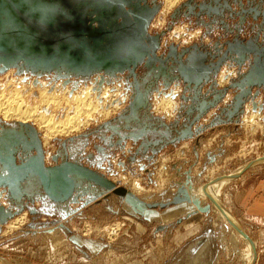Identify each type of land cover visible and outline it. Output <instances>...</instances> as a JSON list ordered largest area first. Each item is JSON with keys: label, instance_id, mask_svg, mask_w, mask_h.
<instances>
[{"label": "rangeland", "instance_id": "rangeland-1", "mask_svg": "<svg viewBox=\"0 0 264 264\" xmlns=\"http://www.w3.org/2000/svg\"><path fill=\"white\" fill-rule=\"evenodd\" d=\"M147 1H155L161 8L165 5V0ZM188 1L179 0L168 13L158 11L152 19L149 25L151 26L150 35L164 33L160 40L161 47L158 54H163L167 50L166 47L170 45H181L179 43L180 40L187 38L185 34L192 35L194 38L192 37L188 44H183V47L196 44L203 53L205 49H210L215 44L226 48L225 42L235 36L233 32H226L220 29L218 25H215L216 23L211 25L213 29H207L204 25L196 23V21L191 22L192 19H187L184 15L171 19L174 11ZM193 1L202 3L208 0ZM215 1L227 6L226 1ZM252 1L255 5L259 2V0ZM262 7L264 8V3ZM236 8L239 7L237 3H234L233 9ZM224 16H228L227 13H224ZM238 21V18L223 20L231 31L235 28ZM204 22L210 24V19H205ZM230 22H233V24L230 25ZM256 23L257 21L248 18L245 24L247 28L243 26L242 30L234 29V32L238 34L240 39L252 36L254 31L251 30V26L254 27ZM214 27L217 30H214ZM197 31L199 34L195 35ZM204 31L207 33L202 35L203 33L200 32ZM187 40L188 38L185 41ZM228 65L233 67L229 68ZM223 66H228L227 68L232 71L235 70V78L238 77L239 72L235 67L236 64H222L220 70ZM246 69L247 67H242L240 73L245 72ZM220 72L215 76L216 89H222L229 85L219 84L218 77L220 79L221 76H225V71L221 72V75ZM230 73L232 76V72ZM127 74H118L116 78L104 81L102 85L95 83L93 79V81L87 80L88 83H84L82 79L75 80L72 78L73 80L71 81H76L77 83L73 85L70 82L65 86V80L57 78L53 73L37 76L30 73L18 74L15 69H9L5 73H0V85L14 79L20 80L18 81L20 85L31 83L35 86L42 83L49 91L66 89L72 95L87 87L91 88L90 91L94 93L95 97H98L102 90L105 89L110 94L118 92V95L115 94L117 98L113 99L120 100V98H125L128 92L130 96L133 95L132 88L126 79ZM97 75L93 76L96 77ZM225 79L226 77H223L224 81ZM174 86H180L183 90L181 83H176L172 88ZM173 91L177 92L178 89ZM158 93H168V89H164L161 81L151 91L150 98H148L151 115H154V117L150 116V122L158 128V131L152 130L148 134L145 142L150 144H154L155 140L160 137L159 133L164 132L161 127H158L159 122L155 119L158 118L168 124L175 120L178 114L173 115L175 110L171 109L168 113L173 116L169 119L165 118L164 114H154L151 103H156L158 99H164L170 95L158 96L156 101H154V96ZM228 94L229 99L226 100L224 98L218 107H223L225 101H227V104L230 103L234 92H229ZM36 95L33 93L34 97ZM185 95L187 94L185 93ZM130 98L125 105V109L131 100ZM111 103L109 101L102 107L104 109L107 107L112 108ZM178 103H181L179 99ZM248 103L250 101L245 104L244 112L234 128V124L227 126L217 123L216 126L207 128L202 133L203 136H200L198 146L195 145V140L193 139L180 141L165 147H153L151 145L148 150L144 151L142 149L139 150L141 148L140 142L133 143V141L129 140L121 148L115 145L118 140L116 136L111 140L108 139L110 132L107 131H101L96 133V136L89 137V141H86L85 145L77 143L75 147H72V151L78 150L77 157L81 164L87 166L84 162H87V157L90 156L89 160L95 162L93 166L95 171L103 174L115 183L118 188L126 190L134 198L128 193L109 192L106 194L108 196L97 197L84 205L82 203L71 204L76 209L71 214H69L68 210V213L61 211V209L68 207L70 204L57 206L50 202L44 205L40 202L28 203V207L34 209L36 213L31 214L28 209H25L0 227V264L4 262L7 264H248L250 260H252V264H264V221L259 224H253L234 216L233 211L227 210L233 207L231 205L235 199L238 200L236 193L242 187L239 183L235 184V182L229 185L231 180L237 178L251 166L263 165L260 167L264 168L262 160L264 158V123H261L262 119L264 121V93L260 91L256 100H254L257 105L256 109L253 110ZM247 104L248 106L246 107ZM175 105L177 109L176 101ZM119 108L118 106L114 112L111 111L107 119H102L95 115L88 125L80 128L77 132H72L67 136L54 137L50 141V145L44 148V153L48 155L46 165L52 166L55 164L49 157L61 150L60 144L63 140L92 131L96 126L111 120L119 111ZM122 109H124L123 106H121ZM183 112L184 110H182ZM212 113L201 119L200 124L206 125ZM59 114H62L61 110ZM0 120L7 125H14L15 122H18L12 119L3 121L1 117ZM31 122L28 124L33 126V122ZM178 123L179 125L184 123V118L179 119ZM33 127L37 130V126ZM37 131L43 143L44 132L42 130ZM225 144L228 145L225 146ZM69 145L70 143H67V146ZM218 146L220 148L227 147L228 149H224L225 153L223 152L216 160L217 155H213V151H216ZM153 148L157 149L155 154L151 152ZM129 149L130 153L127 151ZM66 151L69 157V148ZM208 152H210L209 157L214 160L212 164L205 157ZM195 153H198V157ZM128 157L129 159L132 157L133 161L129 160ZM172 165H176L179 170L178 173L175 169H172ZM259 169H250L253 173L245 183L248 188L264 190V169L260 171ZM188 170L191 177L190 182L197 188H204L207 184L224 180L226 187L224 192H222L223 194L221 193L222 197L220 195L221 207L224 211L217 213L210 199L205 198L206 203L210 204L212 211L206 214L198 213L195 206L191 204L192 207L189 204L193 208L191 212L185 215L178 212L179 214L176 217H168L170 221L166 223L158 221L160 214L165 213L167 209H172L175 205H168L163 209L150 210L136 201L135 198L150 204L167 203L178 195L179 189H183L184 193H186L188 187L185 185L186 177L184 173ZM213 175L215 178L212 179ZM221 176L225 177L216 179ZM255 182H262L263 188L261 189L262 186L256 188ZM135 186L139 187L141 191L136 192ZM151 195L153 196L152 203L149 201ZM202 197H204V192ZM90 199H92L91 196H86L84 201ZM84 201L82 202L84 203ZM6 202L9 206L10 203L7 198ZM223 206H226L227 209ZM225 214L226 217L230 215L233 218L232 222L228 217H225ZM20 217L24 218V224L17 225L10 230L8 228L9 224ZM191 217H194V220L189 219ZM149 220L154 222L150 224ZM237 228L242 230L249 241L253 243L254 256L252 254L251 257L246 242L237 233ZM20 230L23 234L17 237ZM196 259L197 261H195Z\"/></svg>", "mask_w": 264, "mask_h": 264}, {"label": "water", "instance_id": "water-1", "mask_svg": "<svg viewBox=\"0 0 264 264\" xmlns=\"http://www.w3.org/2000/svg\"><path fill=\"white\" fill-rule=\"evenodd\" d=\"M194 3L189 0L174 12L185 7L193 16L204 15L209 19L208 12L214 6L218 12L228 8L215 0ZM159 9L160 5L155 1L147 0H0V73L9 69H15L18 74L37 76L53 73L66 81L96 74L113 79L118 74L128 73L126 79L133 95L125 111L80 138L88 140L96 133L107 131L110 132L108 139L116 136L115 145L121 148L129 140L140 142L144 151L151 145L165 147L193 139L198 146L199 138L207 128H213L217 123L234 124V128L247 102L256 108L253 100L260 91L264 93V48L241 49L237 43H225L227 52L241 60L251 56L253 62L243 73H240L243 61L236 62L238 77L222 89H216L215 76L222 62H207L208 54L201 52L198 45L182 46L179 50L178 46L170 45L163 54H156L164 33L149 36L147 30ZM171 19H175L174 16ZM138 67L147 71L143 82L149 78L156 83L161 81L165 90L176 83L183 85L176 119L168 124L155 119L164 133H159L154 144L145 142L148 134L158 128L150 122L148 93L140 87L136 74ZM229 92H234L230 103L218 107ZM138 110L143 112L140 116L142 124L137 119ZM212 111L209 122L200 124L201 119ZM181 118L184 123L179 125ZM132 121L139 122L140 128L133 127L135 122ZM74 140L63 141L61 150L51 157L55 164L47 166L39 134L31 125H3L0 122V194L7 193L5 196L10 203L7 208L0 205V227L25 209L31 214L36 213L28 203L84 205L109 192L128 193L103 174L78 160H70L66 151L70 147L66 143ZM209 153L205 157L212 164L214 160ZM195 155L198 157V153ZM171 167L179 172L176 165ZM184 175L186 187L191 188L189 170ZM86 196L92 199L84 201ZM135 199L150 210L191 203L199 213L211 211L210 205L197 204L183 189L167 203L150 204Z\"/></svg>", "mask_w": 264, "mask_h": 264}, {"label": "bare ground", "instance_id": "bare-ground-1", "mask_svg": "<svg viewBox=\"0 0 264 264\" xmlns=\"http://www.w3.org/2000/svg\"><path fill=\"white\" fill-rule=\"evenodd\" d=\"M178 1L179 0H165V5L162 8L160 7L159 11L160 12L163 11L165 13L166 12L168 13L170 11V9L173 8ZM210 11H212V9ZM150 27H149V30H150ZM196 34H199V32L197 31L195 33V35ZM185 36H188V40L187 41H180L179 43L188 44L191 41V38L192 37L194 38V36H192V35L190 36V35L185 34ZM227 67H224L221 70V72L225 71V73H224L225 76H221L220 79L218 77V81H219L220 85L221 84H229L233 79H235L236 71L230 70L229 69V68H231L230 66H229V68H227ZM221 72H220V75H221ZM230 72H232V76H231ZM223 77H226V79H225L226 83H224L225 81L223 80ZM72 78H69V80ZM74 79H80V78H74ZM69 80H67V81L65 80V82H64L65 86L68 84ZM18 81H20V80L11 79V80L7 81L5 84L0 85V88H1V90H0L1 91V94H0V117L2 118L3 121H8L11 119L18 121V122H15V124H17V123L18 124L19 123L20 124H28L29 122L32 121L33 122V123L31 122L32 125L35 127L37 126V130H42L44 132L43 138H42L43 143L41 142L42 147H44V148L48 147L50 145V141L54 137H56V136H67L70 133L77 132L80 128L85 127L86 125H88L89 121H92L94 119L95 115H97L99 118L107 119V117L110 115V112L111 111L114 112L118 108V106L120 107L119 111H117L116 114L113 113L115 115H114V117H112V119L115 118L116 116L122 114V112L125 111V105L128 103L129 98L131 97L130 95H128V93H129L128 92L127 95H125V98H120L118 96L121 101L116 100L113 98L116 97L115 94H117L118 92H116V93L113 92L114 94L113 93L110 94V92H108L105 89L102 90L101 94H99L98 97H95L94 93H92L90 91L91 88L89 89L87 87L80 89L79 92H77V94L72 95L66 89L49 91L48 88L44 87L45 85H43L42 83H39L35 86H33L31 83L26 84V85H23L21 83L22 85H20V82H18ZM103 82L104 81H101L100 84L102 85ZM173 85H176V84H173ZM173 85L170 86L168 89L167 94H170L169 96H167L166 93H162V96L166 95L167 98L169 97L168 99L164 98V99H158V101H156V98L158 96L154 97L155 98L154 101H156V103L155 102L152 103V105H153L152 110H153L154 114H164L165 118L169 119L171 116H173L174 114H176L179 111L180 103H178V99L181 96V94L183 93V90L181 89L180 86H174V88H172ZM174 89H178V91L174 92L173 91ZM24 91H26V92H24ZM97 92H100V91H97ZM33 93L37 94L36 97L33 96ZM171 93H173V94H171ZM122 97H123V95H122ZM228 97H229V94L226 96L225 99L228 100L229 99ZM161 98H163V97H161ZM112 99H113V101H112ZM109 101H110V103L112 101V103H111L112 108L107 107L106 109H104L102 106L105 103H109ZM175 101L177 103V109H176ZM225 102L227 103V101H225ZM253 103H254V100H253ZM248 104L251 105V102ZM121 106H123L124 109L121 110ZM255 106H257V105L255 104ZM251 107H252V105H251ZM170 109L175 110L173 115H170L168 113ZM60 110L62 111L61 115L59 114ZM161 112H163V113H161ZM170 112H172V111H170ZM142 114H143V112L142 111L140 112V110H138L137 119L140 120L141 124H142V119H140V116ZM111 120L106 121L103 124L98 125V126H102L105 123L111 122ZM249 120H250V118H249ZM249 120L247 119V121H249ZM0 122L3 125L4 124L7 125L6 123L2 122L1 120H0ZM132 122H135V125H136V126L133 125V127H135L136 129L140 128L141 125H138L139 122H138V124H136L137 121H132ZM261 123H264L263 119L261 120ZM98 126H96V128ZM96 128H94V129H96ZM94 129H92V130H94ZM263 129H264V127H263ZM37 133H38V131H37ZM162 133H164V132H162ZM83 135H85V133L80 134V135H75L74 137H72V138L70 137L67 140H63V141L69 142L68 141L69 139H75L73 141L75 143V141L77 139H81L80 137ZM171 135H172V133L170 132L168 136L170 137ZM83 140L89 141V139L88 140L83 139ZM110 140H111V138H110ZM127 151L130 152L129 150H127ZM45 155L46 154L44 153V156ZM46 156L48 159V155H46ZM46 156H45V159H46ZM51 157L52 156L50 155V159H51ZM262 160L264 163V158H262ZM135 187H136L135 188L136 192L141 191L139 187H137V186H135ZM225 187L226 186H225L224 180L217 181L213 184H207L206 187H204V188H201V187L197 188V187H194L192 185L191 188H187V192L185 194L191 200L196 201V203L201 205V206L202 205H210V204H207L206 200H205V198H209L211 204L215 207V211L218 213V212L224 211V210H222V207H221L220 195L224 191ZM203 192H204V197H202ZM6 198H7V196H5V194H3V193L0 194V199H1L0 201L1 202L4 201L1 206L7 208L8 204L6 202ZM145 203H148V202H145ZM188 204L191 205V203H188ZM211 211H212V209H211ZM196 212H198L197 209H196ZM225 217H226V214H225ZM227 217L232 222L233 218L230 217V215H227ZM23 219H24L23 217H20V218L13 220L9 224L8 228H10V230H11L12 228H15L17 225H21L23 223ZM237 231H238L237 233L239 234V236L246 242V245L249 249V252L251 253V257H252V254L254 256V245H253V243H251V241H249V239L247 237H245L246 235L244 234V232H242V230L237 228ZM200 253H201V251H200ZM195 261H197V259ZM251 262H252V260H250V262H248V264H252ZM2 264H7V263L4 262Z\"/></svg>", "mask_w": 264, "mask_h": 264}, {"label": "flooded vegetation", "instance_id": "flooded-vegetation-1", "mask_svg": "<svg viewBox=\"0 0 264 264\" xmlns=\"http://www.w3.org/2000/svg\"><path fill=\"white\" fill-rule=\"evenodd\" d=\"M221 1H223V2L226 1L227 2V6H228V8L225 9L226 11H224V12L222 11L223 14L227 13L228 19H234V18H238L239 19V21L235 25V28H234L235 30H239V29L242 30L243 26L246 27L245 24H246V21H247L248 18H252L254 21H257V23L254 24V27L251 26V30L254 31L253 35L249 36V37L247 36L244 39H240L238 37V34L236 32H234V29H232V31H231L226 24H224V23H222V22H220L218 20H215L218 17H220V16L217 15L218 13H216V11H217L216 9H214V10L212 9V11L208 12V13H210L209 14L210 24H207V26H205V27L207 29H211L212 28L211 25L216 23L220 29H223L226 32H233V34L235 35L233 37V39L227 40L225 43H227V42L237 43L239 45V48H241V49L243 47H246V48L250 47L251 48L252 46H255V47L259 48V49L264 48V43H263V39H264V8L262 7V5L264 3V0H259V2L256 5H255V3L252 0H242V1L241 0H221ZM231 3H233V4L237 3L239 8L233 9V4H231ZM214 14H216V15H214ZM181 15H184V17L187 18V19L195 18V16L193 17V14H190L189 11L187 9H185V8L180 9L179 12H174L172 16H174V18H176L177 16L180 17ZM198 24L202 25L203 23L198 21ZM149 27H148V30H147V34L149 36H154V35H150ZM182 44H184V43H182ZM160 47H161V44H160ZM160 47H159L158 51L156 52L157 55H160V54H158L159 50H160ZM226 49L227 48H224L221 45L219 46L218 44H215L210 49L209 48L205 49L204 53L208 54L207 62H209V63H217V62L220 61V62H222V64H232V65H234L238 61L239 62L243 61V67H248L253 62V59H252L251 56H248V57L245 56V58L241 60L240 58H237V55H235L234 53L227 52ZM224 67L225 66H223L221 68V70ZM230 67H233V66H230ZM146 72L147 71L145 69H143L142 67H138L137 70H136V74H137V77H138V80H139V83H140V87H141V89L143 90L144 93H149L147 95H148V98H150L151 91L154 90V88H156L158 83H156L155 80H150V78L147 79L145 82H143V80L146 79V77H145ZM127 76H128V74H127ZM93 77L92 78L89 77V78H86V79H82V81L84 83H88V81L93 79L95 81V83H100L101 81L109 80V78H107V77H105V76H103L101 74H98L94 78ZM73 79H70L68 81V83L71 82L73 85L75 83H77L76 81H71ZM161 95L162 94L158 93L154 97L161 96ZM148 104H149V102H148ZM151 105H152V103H151ZM150 110H151V108L148 111L149 115L154 117V115H151L152 112H150ZM43 149H44V147H43ZM141 149L144 150L142 147H141ZM147 150H148V146H147ZM154 150H157V149L153 148V149H151V152H153ZM129 151H130V149H129ZM130 158H132V157H130ZM45 160H46L45 161V164H46L47 161H48L47 156H46Z\"/></svg>", "mask_w": 264, "mask_h": 264}, {"label": "crops", "instance_id": "crops-1", "mask_svg": "<svg viewBox=\"0 0 264 264\" xmlns=\"http://www.w3.org/2000/svg\"><path fill=\"white\" fill-rule=\"evenodd\" d=\"M213 9H216V7L214 6ZM222 11L221 12H218L217 11L218 12L217 15L220 16V17H218L217 19H215V18L214 19L215 20H218V21H220V22H222L224 24H226L225 22H223V20L224 19L226 20L228 18V16H224V14L222 13ZM195 13L198 14V12H195ZM214 15H216V14H214ZM205 19H208V17H206V16L204 17V15H203V16H200L199 18L198 17L192 18V21L191 22H195L196 21V23H198V21H200V22H202L204 24V26H207V23L204 22ZM231 24H233V22H230V25ZM215 25H217V24H215ZM199 29H201V28H199ZM214 30H217V28L214 27ZM200 33H203L202 35H205L207 32L204 31V32H200ZM187 38H188V36H187ZM187 38L186 37L185 38H182L180 41H185ZM175 46H177V45H175ZM181 46H184V45H180V47L178 46V50L181 49ZM73 143H70V145H69V147H70V149H69L70 156L69 157L71 158V160H74V159L75 160H78L79 159L77 157V155H78V152L77 151L78 150L76 151V149H75L74 151H72L73 150L72 147H75L77 143L78 144L85 145L86 144V141L83 140V139H80V140H76L75 141V145H73ZM227 145L225 144V146H227ZM220 146H218V148L216 149V151H213V155H217L216 160H218V158L220 157V155L223 154V152L225 153L224 149L226 150V148H227V147H221L220 148ZM128 159H129V157H128ZM129 160L133 161L132 158H130ZM83 161H86V160H83ZM89 161L91 162V164H90ZM84 163L88 167H91V168H93V166L95 165V162H93V160L91 161L89 159L87 160V162H84ZM260 166H263V165L251 166L249 169L247 168L243 173H241L237 178L231 180V182L229 183V185L231 183H234L235 182V184H238L239 183L242 187L240 189H238V192L236 193V196L238 197V200L235 199L234 200V203L232 202L231 207L232 206L233 207L231 209H229V208L227 209L226 206H224L230 212L233 211V213H234L233 215L234 216H237V217H239V218H241V219H243V220H245L247 222H251L253 224L254 223L259 224V223H261V222L264 221V190H260V189L259 190L258 189H250V188H248L245 185V183L247 182V180L251 177V175L253 173V171H251L250 169L251 168L252 169H254V168H260L259 171L260 170H263L264 168L263 167H260ZM222 177H225V176H221V177H218L216 179H219V178H222ZM213 178H215L214 175H213L212 179ZM255 184H256V188H260V186H262L261 189L263 188L262 182H257V183L255 182ZM243 186H244V188H243ZM260 192H263V193H260ZM256 195H257V197H256ZM221 197H222V195H221ZM254 197H256V198H254ZM149 201L151 203L153 202V196L152 195H151V198H150ZM222 203H223V201H222ZM223 205H224V203H223ZM70 206H71V204L68 205V207H65L64 209H61V208L60 209H61V211H64V213H68V211H69V214H71L72 212H75L76 209H75V206H71V207ZM191 211H192V207L189 204L181 203V204L175 205V207H172V209H169V210L167 209V211L165 212L166 214L165 213L160 214V217H159V220L158 221L159 222L161 221V222H166L167 223V221H170L168 217H170V216L171 217H173V216L176 217L179 214L178 212L182 213V215H185V214H188ZM147 214L150 215L149 212H147ZM182 215H180V216H182ZM193 218L194 217H191L189 219H193ZM189 219H188V222H189ZM151 222H154V221L149 220V223L150 224H151ZM22 234H23V232L20 230V233L18 232L17 237L22 236Z\"/></svg>", "mask_w": 264, "mask_h": 264}]
</instances>
